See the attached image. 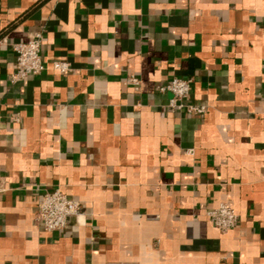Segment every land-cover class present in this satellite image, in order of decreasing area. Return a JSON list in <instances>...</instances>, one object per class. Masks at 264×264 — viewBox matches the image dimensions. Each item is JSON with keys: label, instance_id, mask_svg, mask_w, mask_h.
I'll return each mask as SVG.
<instances>
[{"label": "crops", "instance_id": "obj_1", "mask_svg": "<svg viewBox=\"0 0 264 264\" xmlns=\"http://www.w3.org/2000/svg\"><path fill=\"white\" fill-rule=\"evenodd\" d=\"M37 33L45 70L15 82ZM56 189L82 209L49 232ZM117 261L264 264V0H0V264Z\"/></svg>", "mask_w": 264, "mask_h": 264}, {"label": "built area", "instance_id": "obj_2", "mask_svg": "<svg viewBox=\"0 0 264 264\" xmlns=\"http://www.w3.org/2000/svg\"><path fill=\"white\" fill-rule=\"evenodd\" d=\"M43 34L37 33L29 40L15 44L14 49L17 52L16 72L13 80L24 81L30 75H37L45 70V64L41 55V45ZM54 70L66 73L71 69L67 61L55 60L52 64ZM128 82L137 84L134 76H130ZM191 78H174L162 90L172 92L171 106L173 108H185L188 113L202 115L207 112L206 105L184 104L183 100L190 96ZM82 202L80 200L70 199L61 189L45 192L39 202L37 221L49 232L65 228L72 219L80 213ZM208 216L213 224L222 232H227L235 228L239 222L237 211L222 202L208 211ZM107 264H137L135 262H109Z\"/></svg>", "mask_w": 264, "mask_h": 264}]
</instances>
